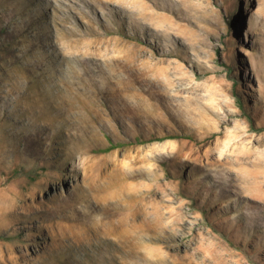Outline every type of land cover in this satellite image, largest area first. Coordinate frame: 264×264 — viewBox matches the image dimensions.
Wrapping results in <instances>:
<instances>
[{"label":"rangeland","instance_id":"1","mask_svg":"<svg viewBox=\"0 0 264 264\" xmlns=\"http://www.w3.org/2000/svg\"><path fill=\"white\" fill-rule=\"evenodd\" d=\"M0 264H264V0H0Z\"/></svg>","mask_w":264,"mask_h":264},{"label":"trees","instance_id":"2","mask_svg":"<svg viewBox=\"0 0 264 264\" xmlns=\"http://www.w3.org/2000/svg\"><path fill=\"white\" fill-rule=\"evenodd\" d=\"M113 147V145L111 144V145H109V147L108 148H112Z\"/></svg>","mask_w":264,"mask_h":264}]
</instances>
